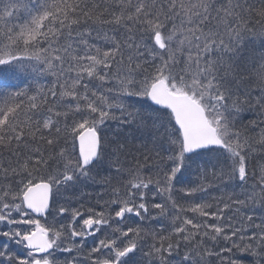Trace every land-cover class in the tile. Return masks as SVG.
<instances>
[{"label": "snow or ice", "instance_id": "snow-or-ice-1", "mask_svg": "<svg viewBox=\"0 0 264 264\" xmlns=\"http://www.w3.org/2000/svg\"><path fill=\"white\" fill-rule=\"evenodd\" d=\"M0 264H264V0H0Z\"/></svg>", "mask_w": 264, "mask_h": 264}, {"label": "trees", "instance_id": "trees-1", "mask_svg": "<svg viewBox=\"0 0 264 264\" xmlns=\"http://www.w3.org/2000/svg\"><path fill=\"white\" fill-rule=\"evenodd\" d=\"M214 194H215V195H218L219 193H218V194H217V193H214Z\"/></svg>", "mask_w": 264, "mask_h": 264}, {"label": "rangeland", "instance_id": "rangeland-1", "mask_svg": "<svg viewBox=\"0 0 264 264\" xmlns=\"http://www.w3.org/2000/svg\"><path fill=\"white\" fill-rule=\"evenodd\" d=\"M218 194V193H217Z\"/></svg>", "mask_w": 264, "mask_h": 264}]
</instances>
